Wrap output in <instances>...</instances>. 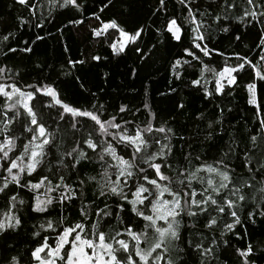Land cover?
I'll use <instances>...</instances> for the list:
<instances>
[{
    "label": "snow or ice",
    "instance_id": "1",
    "mask_svg": "<svg viewBox=\"0 0 264 264\" xmlns=\"http://www.w3.org/2000/svg\"><path fill=\"white\" fill-rule=\"evenodd\" d=\"M170 3L14 0L28 15L0 35V264H227L220 258L229 249L235 264L264 260V240L233 248L229 237L243 241L248 229L241 236L238 226L264 221V0H175L171 9ZM138 5L146 6L144 18L134 15ZM86 21L91 47L106 52L70 56L66 30L79 31ZM234 25L246 30L233 42L247 52L226 55L209 46L212 31L231 38ZM50 37L62 46L54 63L37 53ZM170 42L180 51L164 64L165 87L157 94L168 109L161 113L150 102L159 72L152 67L158 46ZM17 54L30 64H9ZM214 56L223 63L212 64ZM113 64H125L115 87L114 73L103 71ZM142 76L138 103L135 81ZM242 76L253 122L246 136L228 132L210 161L191 151L174 161L177 142L191 149L195 139L215 144L226 132L225 108L216 104V119L200 128L201 112L195 136L178 135L184 90L215 102L231 95ZM64 83L73 84L78 100L62 95ZM121 86L133 95L105 99ZM72 206L75 221L65 215ZM20 235L28 245L23 251Z\"/></svg>",
    "mask_w": 264,
    "mask_h": 264
},
{
    "label": "trees",
    "instance_id": "2",
    "mask_svg": "<svg viewBox=\"0 0 264 264\" xmlns=\"http://www.w3.org/2000/svg\"><path fill=\"white\" fill-rule=\"evenodd\" d=\"M175 3V0H171L169 4V8H172V5ZM206 6V3H205ZM88 7H94L93 4L89 3ZM178 7V6H177ZM119 9H113V12L118 11ZM146 6L138 5L137 8L134 10V15L139 18H144ZM19 15H23L27 17V12H21V8L19 5L14 4V0H0V35L4 34L7 30H16V17ZM87 15V13H86ZM150 23V21H149ZM50 30L53 32L55 29H52L51 26ZM155 27V25H153ZM29 29L25 27L24 32L27 33ZM246 33V30L242 26H233V34L230 38L229 34L220 33L218 30H214L211 32V44L210 47L216 46L221 51H224L227 54H230L234 51H238L241 54L247 52L248 50L244 47L243 44L234 43V35ZM23 39H27V35H23ZM66 43L70 45L71 52L68 54L70 56L76 57L79 56L81 53L88 55L90 52L92 53H104L106 49L97 45L95 48L91 47V40L88 35L87 31V21L85 22V26L82 27L79 31L75 30H66ZM250 41L245 38V43H249ZM15 45V42H13ZM2 47V45H0ZM159 51L157 56L159 57L156 60V63L152 67V71L155 73V69H159L158 73H155L153 79L156 81L153 84L150 90V102L154 105L155 109L160 111L161 113H166L168 109V101L163 100L157 94V89L163 90L165 87V68L164 64L167 60L176 56V54L180 51L179 45L175 42H170L166 45H159ZM62 51V46L57 44V41L54 38H48L46 43L41 44L37 48L38 54H47L49 58V63H54L57 58L60 57ZM249 56H254V52H249ZM4 57L0 56V61H3ZM9 64L18 63L23 65H29L30 62L27 60H21L20 55L17 54L15 57H12L11 60L8 61ZM234 62V61H233ZM130 63V61H128ZM212 64H222L223 59L218 56H214L213 60L211 61ZM59 67V65H57ZM125 64H120L116 66L115 64L109 66V68H104L103 71H112L114 73L115 79L113 82V87L120 84L122 77L119 75L120 72L123 71ZM99 71L98 69H93L89 74V79L92 81L93 90H95V84L97 83L96 72ZM190 72L192 70H189ZM185 77L189 78V73H185ZM210 78V76L208 77ZM68 79V78H62ZM144 77L142 76L140 79L135 81V86L140 93V96L137 98V102L139 103L140 100L143 99V89L140 87ZM246 77L242 76L240 78V86L235 88V91L232 92L231 95L225 94L222 98H217L215 102L205 101L202 97V94L196 92L192 89H185L183 95L186 99V109L185 115L181 116L178 120H176L174 127L178 133V135H183L188 137L189 135L195 136L196 127L197 125L193 123L195 116L199 115L201 112L205 114V120L200 122L199 127L204 128L206 127V122L212 119H216L219 116V112L215 107L216 104H220L225 108V116L227 119L225 120V128L226 132L222 137H217V141L215 144H208V143H201L199 139L193 140L192 148L189 149L187 144H182L181 142H177V147L174 154V161H182L184 155L191 151L193 155L196 154H203L206 153L209 161L211 158L217 154V151L220 145L223 143L224 140L227 139V133L235 131L238 138L243 139L247 132L253 126V122L251 120L252 111L250 107L247 105V93L243 89L242 85L245 82ZM212 85H209L211 87ZM62 90V95L67 98L68 100H78V93L76 88L71 83H64L60 85ZM264 92V89H261ZM131 97V94L128 90L127 86H121L119 90V94L113 95L110 97H105L110 103H119L121 99L119 97L123 96ZM82 103V101H81ZM228 109H231V112H228ZM243 146V145H242ZM237 165L239 161L235 162ZM88 199H93V192L89 190L88 192ZM102 206V204H101ZM3 207V201H0V208ZM55 214V213H53ZM65 215L70 216L72 221H75L79 218L78 211L76 206H72L70 208L65 209ZM124 218L127 220L129 217V213L125 212ZM31 221L28 222V227H31ZM244 228L248 229L249 236L245 237L244 240L237 239L236 236H232L229 234L231 239L232 247H238L243 242L250 240L253 244L258 241L264 240V221H261L259 218L257 219V225L252 226L250 224H245L243 227L238 226V232L241 236H243ZM17 248L21 251L25 247H27V243L23 235L15 237ZM221 261H227V264H235V259L232 256V250L229 249L225 251L223 256H221ZM258 264H264V260L258 262Z\"/></svg>",
    "mask_w": 264,
    "mask_h": 264
}]
</instances>
